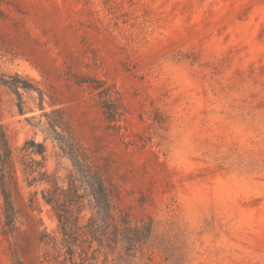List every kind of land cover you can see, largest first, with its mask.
<instances>
[{"label":"rangeland","instance_id":"374dc122","mask_svg":"<svg viewBox=\"0 0 264 264\" xmlns=\"http://www.w3.org/2000/svg\"><path fill=\"white\" fill-rule=\"evenodd\" d=\"M0 125V264H264V0H0Z\"/></svg>","mask_w":264,"mask_h":264},{"label":"trees","instance_id":"16d2710c","mask_svg":"<svg viewBox=\"0 0 264 264\" xmlns=\"http://www.w3.org/2000/svg\"><path fill=\"white\" fill-rule=\"evenodd\" d=\"M10 85L12 82H7ZM20 111H23L22 103L19 104ZM51 126L53 127V130L58 135V139L60 143L62 142L63 136L60 134L55 127H57V123L51 122ZM34 143V142H33ZM38 148L36 150V153H39L41 155H44L45 153V145L40 143L37 144ZM64 147V146H63ZM78 162V160H77ZM96 180H88V184L90 186V194L95 199L97 207L102 209L105 213L111 214V210L113 208L112 206V200H113V190L111 188H108L106 185V182L103 178H95ZM9 180L10 182H13L17 186V179H16V170H15V164L13 160V151L9 145V142L7 140L5 131L0 125V187L1 191L4 197V211H5V217H6V224L9 227V231H13L15 229V219H16V213L15 208L13 205V202L11 200V194L7 190L6 182ZM49 203L56 202V208L58 210H61L62 213H58L59 220L62 221L64 224H67L70 222L69 212L67 209L62 208L61 203H59V197L55 196L51 198V200L46 199ZM71 200H66V202ZM128 220L123 219L122 223H126Z\"/></svg>","mask_w":264,"mask_h":264}]
</instances>
